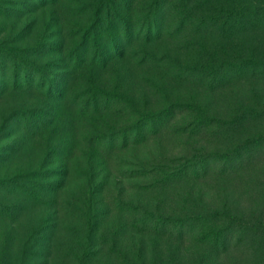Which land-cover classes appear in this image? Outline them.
Segmentation results:
<instances>
[{"label":"rangeland","instance_id":"rangeland-1","mask_svg":"<svg viewBox=\"0 0 264 264\" xmlns=\"http://www.w3.org/2000/svg\"><path fill=\"white\" fill-rule=\"evenodd\" d=\"M0 203V264H264V0H0Z\"/></svg>","mask_w":264,"mask_h":264},{"label":"trees","instance_id":"trees-1","mask_svg":"<svg viewBox=\"0 0 264 264\" xmlns=\"http://www.w3.org/2000/svg\"><path fill=\"white\" fill-rule=\"evenodd\" d=\"M13 83H14V77H13V80H12V82H11V84L13 85ZM3 90H5V89H3ZM3 90H1V91H3ZM12 134H13V132H12ZM8 136H9V134H8ZM6 138V137H5ZM4 210V205L3 204H1L0 203V214L2 213V211ZM2 215V214H1ZM148 219L146 220V219H143V220H141L140 221V223H141V225H143V226H145V228H147V223H148ZM263 222V221H262ZM145 228H142V229H145ZM93 230V226L91 225V231ZM243 229H241L237 234L235 233L234 235H232V237L234 238V239H236V240H238V242L237 243H239V244H241L242 243V236H243ZM256 234H258L257 232H255ZM89 235H90V232H89ZM217 237H219V236H217ZM222 238H223V236H222ZM51 239V234H49L48 235V240H50ZM220 239V238H219ZM257 239H259V238H257ZM47 240V239H46ZM260 240V239H259ZM263 239H261L260 241H259V244H260V246L262 247L263 246V241H262ZM87 241L88 242H86V245H85V247H84V250H83V252H82V256L80 257V259H78V264H86V261L87 260H89V259H91V255H93V254H95V253H97V252H99V251H94L93 252V250H91V247L93 246V242H92V240L90 239V237H89V239H87ZM251 241V240H250ZM49 243V241H47V244H46V242H45V247H48V244ZM32 249L34 248V244H32V247H31ZM46 250V248H44V249H42V250H36V251H31L30 250V248H24V253H29V252H31V254H30V257H34V256H39L40 258L41 257H45L46 259L49 257V254H47V252L45 251ZM47 250H48V248H47ZM135 253H132V254H127V257H128V260L129 259H134V260H132V262L129 260V262H128V264H145L144 263V261L143 260H139V258L140 257H142L141 255H140V252L138 251V255H134ZM137 254V253H136ZM37 256V257H38ZM124 257V256H123ZM124 260H125V258H124ZM215 264V263H214Z\"/></svg>","mask_w":264,"mask_h":264}]
</instances>
